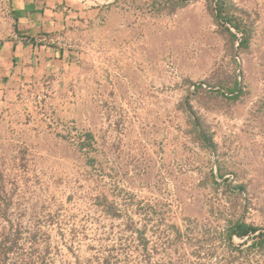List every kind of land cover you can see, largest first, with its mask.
I'll list each match as a JSON object with an SVG mask.
<instances>
[{"label":"rangeland","instance_id":"rangeland-1","mask_svg":"<svg viewBox=\"0 0 264 264\" xmlns=\"http://www.w3.org/2000/svg\"><path fill=\"white\" fill-rule=\"evenodd\" d=\"M67 1L13 66L0 0L7 264H264L226 238L264 228V0H225L244 47L216 0Z\"/></svg>","mask_w":264,"mask_h":264},{"label":"crops","instance_id":"crops-1","mask_svg":"<svg viewBox=\"0 0 264 264\" xmlns=\"http://www.w3.org/2000/svg\"><path fill=\"white\" fill-rule=\"evenodd\" d=\"M67 2V0H12L18 38L26 40L25 43L13 41L8 52L13 66L27 62L32 64V60L27 56L28 52L32 54L38 48L37 37L56 28L67 10Z\"/></svg>","mask_w":264,"mask_h":264},{"label":"trees","instance_id":"trees-1","mask_svg":"<svg viewBox=\"0 0 264 264\" xmlns=\"http://www.w3.org/2000/svg\"><path fill=\"white\" fill-rule=\"evenodd\" d=\"M171 4L174 7L184 6L187 4L188 0H169ZM225 0H216V17L220 20H226L230 23L231 27L234 28L237 32L242 33V37L239 39L238 35L233 33L230 29L226 28V30L229 32L231 38L233 41L238 40L240 42V47H244L248 45L249 38L247 37L246 31H244L239 24H236L233 20V18L229 15V13H224L225 11ZM34 40V39H33ZM238 89V86L234 89H230L227 91L228 95L227 97L230 98H237L238 94H236ZM218 93H221V91H217ZM225 96V94H223ZM198 139L203 144H209V146H213L210 141V137H208L203 128L200 127L198 131ZM234 237H238L240 239L243 238H251L252 243L249 246L250 248L258 247L259 249L264 248V228L254 226L251 224H248L246 222L238 221L236 223H233L227 230L226 238L230 245H233V239ZM18 243V239L10 238L8 236L3 237L0 240V264H7V257L12 248L15 247V245Z\"/></svg>","mask_w":264,"mask_h":264}]
</instances>
